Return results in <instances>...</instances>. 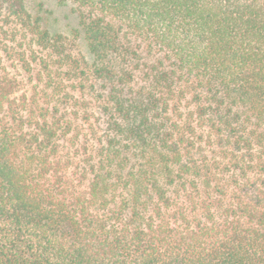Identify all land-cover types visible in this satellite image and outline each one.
Here are the masks:
<instances>
[{
  "label": "trees",
  "instance_id": "1",
  "mask_svg": "<svg viewBox=\"0 0 264 264\" xmlns=\"http://www.w3.org/2000/svg\"><path fill=\"white\" fill-rule=\"evenodd\" d=\"M0 0V264H264V0Z\"/></svg>",
  "mask_w": 264,
  "mask_h": 264
},
{
  "label": "rangeland",
  "instance_id": "2",
  "mask_svg": "<svg viewBox=\"0 0 264 264\" xmlns=\"http://www.w3.org/2000/svg\"><path fill=\"white\" fill-rule=\"evenodd\" d=\"M31 10L43 18L45 28L53 32H69L79 28V22L72 11V4L59 0H26Z\"/></svg>",
  "mask_w": 264,
  "mask_h": 264
}]
</instances>
